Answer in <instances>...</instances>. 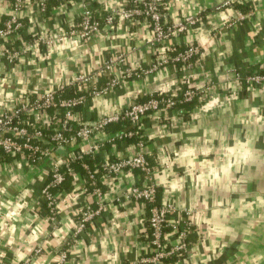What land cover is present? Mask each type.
<instances>
[{"label":"crops","instance_id":"0c3cea01","mask_svg":"<svg viewBox=\"0 0 264 264\" xmlns=\"http://www.w3.org/2000/svg\"><path fill=\"white\" fill-rule=\"evenodd\" d=\"M222 2L164 0L165 27L188 17L200 20L154 43L143 18L104 24L107 13L123 8L125 0H62L45 13L24 1L21 29L0 37V110L45 90L68 87L76 93L75 76L110 61L115 74L126 68L138 76L103 93L109 76L97 77L87 88L99 92L79 108L82 120L118 115L153 94L170 96L182 83L197 90L198 102L188 113L159 108L143 118L136 141L105 142L95 155L72 162L68 188L53 190V218L40 194L48 160L32 163L0 150V264H143L151 253L144 235L149 211L128 193L149 181L156 185L157 204L173 207L163 242L174 246L185 233V248L171 264H264V87L244 82L264 71V0L221 9ZM12 3L0 0L1 22L9 19ZM86 8L100 27L81 40L68 31ZM189 43L199 50L196 58L161 63ZM119 130L112 123L104 132L110 137ZM138 152L150 168L148 181L138 170L107 177L97 167ZM65 153L59 150L56 157ZM86 208L95 216L79 229Z\"/></svg>","mask_w":264,"mask_h":264},{"label":"built area","instance_id":"2783aa9c","mask_svg":"<svg viewBox=\"0 0 264 264\" xmlns=\"http://www.w3.org/2000/svg\"><path fill=\"white\" fill-rule=\"evenodd\" d=\"M25 0H12V10L9 19L0 21V37L11 36L17 33L21 27L20 13ZM40 13H45L49 2H60L62 0H31ZM245 0H223L220 8L234 7L237 4L243 5ZM164 0H125L124 7L119 10H110L104 18V24L111 26L115 19L124 20L132 24L137 23L141 18L145 19L152 34L154 43H161L172 34L178 33L195 25L199 16L188 17L181 24L175 26H164L163 21ZM240 18L243 16L238 15ZM100 21L93 17L89 9L83 10L80 20L76 25L71 26L68 34L86 40L97 34ZM26 45L21 43L19 50L24 52ZM169 51V50H168ZM171 51V50H170ZM199 50L196 46L189 45L182 52L172 57H163L161 63L172 62L175 64H186L192 58H196ZM117 64L121 65L122 60ZM132 75L138 76L137 72L129 69H120L115 74L114 62L103 63L91 74H80L72 79L71 86L76 94L71 97H64L60 88L57 91L45 90L32 98H23L12 105L9 109L0 110V150L18 160L31 161L32 163L48 160L50 167L47 172V182L42 187L40 194L45 207L51 216L55 215V195L53 189L59 188L67 177L74 176L71 163L75 160H84L86 155H95L105 143H113L115 140L127 139L137 135L133 129H139L144 117L151 112H157L159 108L172 109L174 101L170 96L164 98H149L144 102L134 100L126 106L118 115L103 117L98 120H82L79 108L84 106L87 100L97 96L95 89L88 90L87 86L96 81L99 76H109L107 86L99 93L117 86L123 79ZM244 82L249 87L258 85L264 87V71H260L244 77ZM195 88L189 87L183 94L184 101H190L196 94ZM127 122L125 127L114 135L107 137L105 129L112 123L121 121ZM83 143V144H82ZM78 148V151H74ZM64 150L65 156L57 158V151ZM123 170H138L142 172L147 181L150 178V168L141 153L133 156L101 164V171L107 177L117 176ZM90 184L93 187L95 196L100 191L95 186L94 176L89 174ZM156 185L149 181L142 187H132L128 193L133 200L141 202L149 211L147 219V238L151 253L141 259L143 264H162L165 258L179 256L185 248V233H180L176 239L177 244L169 246L163 242V231L166 223V216L173 210L170 204H157ZM86 208L81 214L79 229L90 221L95 213Z\"/></svg>","mask_w":264,"mask_h":264},{"label":"trees","instance_id":"16d2710c","mask_svg":"<svg viewBox=\"0 0 264 264\" xmlns=\"http://www.w3.org/2000/svg\"><path fill=\"white\" fill-rule=\"evenodd\" d=\"M52 4V2H49L47 4V10H48V7ZM46 10V11H47ZM93 17H95V14H93ZM96 18V17H95ZM98 19V18H96ZM186 90V84L185 83H182L180 85V87L178 88V90L176 91L175 95L171 97V99L174 101V109H179L185 113H188L193 107H195L197 105V98L196 97H193L190 101H184L183 99V94ZM61 94L64 96H74L76 93H73L71 91L70 88L68 87H64V89L61 90ZM169 96V95H168ZM164 97H167V96H164V95H156V94H153L152 96L150 97H144V98H139L136 100V102H144V101H147L149 98H156V99H159V98H164ZM127 125V122L125 121H121V122H117L115 123V129H119L121 128V126L125 127ZM113 126V125H111ZM108 128V127H107ZM136 132H137V135L135 136H132L130 138H127V139H133L134 141H136L137 139H139V134H140V130L139 129H136V128H133ZM93 161V160H87V163H89L90 165V162ZM98 169L100 170L101 169V165H98L97 166ZM69 177H67L65 179V181L63 182V184L57 188V189H61V188H65L67 189L68 188V183H69ZM53 190H56V189H53ZM180 256H171L169 258H165L162 262V264H171L172 262L176 261Z\"/></svg>","mask_w":264,"mask_h":264}]
</instances>
